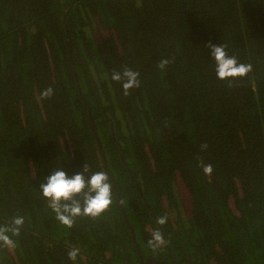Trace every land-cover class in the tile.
Instances as JSON below:
<instances>
[{"label": "trees", "instance_id": "trees-1", "mask_svg": "<svg viewBox=\"0 0 264 264\" xmlns=\"http://www.w3.org/2000/svg\"><path fill=\"white\" fill-rule=\"evenodd\" d=\"M208 43L252 71L218 80ZM84 163L113 201L67 228L40 183ZM15 216L0 264H140L124 217L143 259L264 264V0H0V225Z\"/></svg>", "mask_w": 264, "mask_h": 264}, {"label": "clouds", "instance_id": "clouds-1", "mask_svg": "<svg viewBox=\"0 0 264 264\" xmlns=\"http://www.w3.org/2000/svg\"><path fill=\"white\" fill-rule=\"evenodd\" d=\"M215 64V75L220 81H231L244 78L252 71V65L241 63L235 55H229L226 44L208 43L205 45ZM171 59L163 58L157 67L164 70L171 63ZM111 79L119 82L125 95L130 89L140 86L139 72L125 66L119 71H113ZM54 89L50 86L40 92V99H50ZM207 144L201 145V150L207 149ZM206 175L211 174L212 166L204 165ZM89 166L83 164L79 173L69 177L65 171L54 168L52 173L40 183L39 190L42 197L48 201L47 207L54 213V218L63 226L71 228L77 217L88 216L97 218L108 210L113 201L112 184L104 171H95L89 175ZM165 222L164 218L159 221ZM24 224V217L15 216L10 224L0 225V247L13 248L14 236H19ZM159 241L160 236L154 237ZM151 243V241H150ZM79 254L78 248L70 249L67 253L69 260L75 261Z\"/></svg>", "mask_w": 264, "mask_h": 264}, {"label": "water", "instance_id": "water-1", "mask_svg": "<svg viewBox=\"0 0 264 264\" xmlns=\"http://www.w3.org/2000/svg\"><path fill=\"white\" fill-rule=\"evenodd\" d=\"M124 220H125V224H126V226H127V229H128V231H129V234H130V238H131L132 244L134 245L135 250H136V252H137V254H138V258H139V262H140V264H167V262L164 261V260H155V259H153V258L143 259L142 254H141V252H140V249L138 248L137 243H136V241H135L134 233H133V231H132V229H131V227H130L128 221L125 219V217H124Z\"/></svg>", "mask_w": 264, "mask_h": 264}, {"label": "rangeland", "instance_id": "rangeland-1", "mask_svg": "<svg viewBox=\"0 0 264 264\" xmlns=\"http://www.w3.org/2000/svg\"><path fill=\"white\" fill-rule=\"evenodd\" d=\"M97 36L99 38H101L102 36H104L103 33L101 34H97ZM182 184H181V188H182ZM179 188V193H180V201H181V205L187 210V207H188V203H189V197H188V194L184 191H181L182 189Z\"/></svg>", "mask_w": 264, "mask_h": 264}, {"label": "flooded vegetation", "instance_id": "flooded-vegetation-1", "mask_svg": "<svg viewBox=\"0 0 264 264\" xmlns=\"http://www.w3.org/2000/svg\"><path fill=\"white\" fill-rule=\"evenodd\" d=\"M147 259V258H146Z\"/></svg>", "mask_w": 264, "mask_h": 264}]
</instances>
